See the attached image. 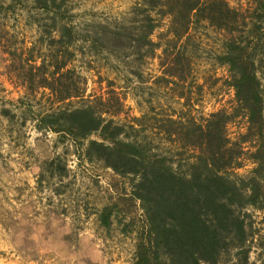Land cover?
Instances as JSON below:
<instances>
[{"label":"rangeland","instance_id":"374dc122","mask_svg":"<svg viewBox=\"0 0 264 264\" xmlns=\"http://www.w3.org/2000/svg\"><path fill=\"white\" fill-rule=\"evenodd\" d=\"M67 1L71 3V12L68 13L77 34L75 44L72 43L75 45L73 49L68 47L73 53L65 50L64 55L69 59L68 66L74 69V73L68 72V75L85 87V98L72 96L60 104L85 103L89 101L84 99L90 97L95 107L112 109L119 98L120 112L103 113L124 123V130L119 136L139 138L147 154H165L166 161L179 170L187 167V162L194 158L197 150L193 145H182L172 134L174 124L166 120L167 116L183 121H199L218 109L236 111L226 123V134L231 140H242L241 135L247 131V118L236 101L235 90L230 83V66L218 57L226 49L224 42L231 36L229 31L200 19L191 23L187 32L176 38L166 29L170 15H161L154 20L158 26L150 34V38L161 44L152 48L140 37V30L148 24L145 11L141 9V0ZM228 2L242 16L232 34L256 61L264 116V0ZM35 3L36 0H0V74H9L18 84H22L16 74L20 60L29 57L31 61L39 62V56H47L54 48L48 42L55 38L52 30L56 26L54 22L58 21L51 17V11L33 8ZM154 13V10L151 11L152 15H156ZM25 14L36 17L35 23L42 30L44 40L37 41V36H33L37 27L32 21L34 18L31 21L19 18ZM104 24H110L109 29L121 32L111 39L109 36L113 34L108 28H102ZM39 44L42 45L39 47ZM30 47L33 49L30 50ZM177 53L178 61L172 62ZM27 60L20 63L24 69L28 67ZM34 88L28 91L25 87V90L39 98L40 108L51 106L53 100L46 94L49 90L37 85ZM99 96L103 99L102 103ZM131 123L134 127H130ZM40 136L48 143L50 140L52 149L56 147L58 165L64 164L65 171L71 174L60 184L75 187L78 186L75 179L77 173L86 177L88 190L84 195L83 189L81 197L85 206H89V213L98 209L97 226L92 224V220L82 223V229L87 230V239L76 243V246L81 247L82 255L87 254V259L82 258L81 264H137L136 246L140 238L147 236V219L140 200L131 193L136 175L116 172L101 159L87 157L85 146L88 139H102L96 132L76 143L62 131H41ZM244 138L240 162L229 170L232 174L248 176L257 166L256 173L264 192V158L259 166L252 155L264 136L260 137L252 130ZM58 154H63V158ZM102 212L109 215L108 224L101 219ZM240 213L247 222L244 245L248 247L247 264H264V205L247 204L240 209ZM239 248L229 243L220 252L218 264H241ZM150 256L154 264L169 263L168 254L159 252Z\"/></svg>","mask_w":264,"mask_h":264},{"label":"trees","instance_id":"16d2710c","mask_svg":"<svg viewBox=\"0 0 264 264\" xmlns=\"http://www.w3.org/2000/svg\"><path fill=\"white\" fill-rule=\"evenodd\" d=\"M36 3L33 8L49 10L51 17L60 21L57 24L59 36L48 42L54 48L47 56H39V62L25 57L24 60L28 59L26 69L20 64L23 58L17 62V76L28 91L35 89V85L47 87L53 101L63 102L72 96L85 98V87L68 75L74 73V69L67 65L69 59L64 55L77 32L69 22L71 3L67 0H36ZM141 3L148 24L140 30V37L152 48L161 44L150 38L153 29L158 26L154 20L161 15H170L166 29L176 38L185 34L191 23L200 19H206L231 33L224 42V53L218 57L230 66V83L234 87L236 101L247 118V131L241 135L242 140H231L226 134V123L236 111L218 109L199 121H183L167 116L166 120L174 124V132L171 133L182 145H193L197 150L194 158L187 162V167L179 170L166 161L165 154H147L139 138L119 136L124 130V123L103 115L104 112L116 114L121 111L119 98L112 109L95 107L90 97L84 99L89 102L76 105L58 103L54 110L41 114L39 121L53 130H61L75 143L96 132L102 139H88L85 146L87 157L101 159L116 172L136 175L131 193L140 200L147 219V236L140 238L136 246L137 264H154L150 254L159 252L168 254V264H218L220 252L229 243L241 247L238 252L242 254L238 259L241 264H247L248 247L244 246L247 222L240 209L247 204L262 207L264 192L256 173L257 166L248 176L232 174L229 168L240 162L241 142L248 132L253 130L260 137L264 136V116L256 61L232 34L242 21L241 13L228 0H141ZM153 10L156 15L151 14ZM110 27V24L102 25V28ZM109 30L113 34L109 36L111 39L121 32ZM72 51L69 50V53L72 54ZM178 58L177 53L172 62L178 61ZM98 99L103 102L102 97ZM130 127L134 125L131 123ZM252 155L259 166L262 165L264 139ZM108 216L104 212L101 214L105 224H108Z\"/></svg>","mask_w":264,"mask_h":264},{"label":"crops","instance_id":"0c3cea01","mask_svg":"<svg viewBox=\"0 0 264 264\" xmlns=\"http://www.w3.org/2000/svg\"><path fill=\"white\" fill-rule=\"evenodd\" d=\"M19 18L36 21L26 14ZM69 20L72 24L70 16ZM58 23L52 30L56 38ZM42 33L37 25L33 36L38 41L44 38ZM74 39L69 47L75 46ZM46 94L52 97L50 91ZM39 103L23 84L7 73L0 74V264H81L82 258L87 259L76 246L87 239L82 223L92 220L97 226L98 209L89 213L81 197L83 189L87 194L86 177L74 173L78 186L60 184L71 174L64 164L58 165L56 147L52 149L50 140L48 143L40 132L61 130H53L39 119L61 102L53 101L43 109ZM58 156L63 158V154Z\"/></svg>","mask_w":264,"mask_h":264}]
</instances>
